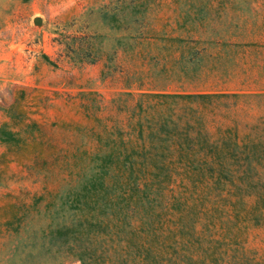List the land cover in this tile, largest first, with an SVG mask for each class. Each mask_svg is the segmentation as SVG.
Segmentation results:
<instances>
[{
    "label": "rangeland",
    "instance_id": "1",
    "mask_svg": "<svg viewBox=\"0 0 264 264\" xmlns=\"http://www.w3.org/2000/svg\"><path fill=\"white\" fill-rule=\"evenodd\" d=\"M166 117L192 125L196 147V137L246 145L264 161V0H0V264L89 172L99 138L117 127L134 147L138 118ZM167 172L179 180L182 168ZM250 195L219 201L212 233L224 222L263 258L264 208L246 214ZM38 259L82 264L64 249Z\"/></svg>",
    "mask_w": 264,
    "mask_h": 264
},
{
    "label": "trees",
    "instance_id": "2",
    "mask_svg": "<svg viewBox=\"0 0 264 264\" xmlns=\"http://www.w3.org/2000/svg\"><path fill=\"white\" fill-rule=\"evenodd\" d=\"M135 107L141 109L140 99ZM154 124L136 120L134 147L124 139L129 131L117 127L99 138L89 172L77 187L55 193L48 223L11 247L6 264H40V256L61 249L82 264H264V257L225 231L224 222L212 233L215 205L226 197L238 201L253 194L246 214L263 210L264 195L257 188L264 187L258 175L264 161L245 152L246 145L196 137V147L187 139L190 124L181 130L168 117ZM175 150L178 157L168 158ZM181 150L202 151L205 158L187 159ZM169 166L182 168L179 180L167 172ZM237 201L230 203L234 216ZM4 225L7 232L15 230L9 221ZM0 245L9 247L8 241Z\"/></svg>",
    "mask_w": 264,
    "mask_h": 264
},
{
    "label": "water",
    "instance_id": "3",
    "mask_svg": "<svg viewBox=\"0 0 264 264\" xmlns=\"http://www.w3.org/2000/svg\"><path fill=\"white\" fill-rule=\"evenodd\" d=\"M34 21H35V23H38L39 22V18H36Z\"/></svg>",
    "mask_w": 264,
    "mask_h": 264
}]
</instances>
